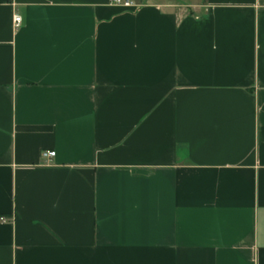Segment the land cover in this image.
I'll use <instances>...</instances> for the list:
<instances>
[{
	"label": "crops",
	"instance_id": "1",
	"mask_svg": "<svg viewBox=\"0 0 264 264\" xmlns=\"http://www.w3.org/2000/svg\"><path fill=\"white\" fill-rule=\"evenodd\" d=\"M138 1L0 0V264H264V0Z\"/></svg>",
	"mask_w": 264,
	"mask_h": 264
},
{
	"label": "built area",
	"instance_id": "2",
	"mask_svg": "<svg viewBox=\"0 0 264 264\" xmlns=\"http://www.w3.org/2000/svg\"><path fill=\"white\" fill-rule=\"evenodd\" d=\"M109 3L113 4V5H119V6H122L123 8H127V9L136 8L140 5L138 0H109ZM21 23H22L21 15L18 13H15L13 15L14 26L18 27ZM54 154H55V152L53 150H42L41 151V155L43 157H46V158L52 157ZM0 221L5 222V221H7V218L4 217L3 215H0Z\"/></svg>",
	"mask_w": 264,
	"mask_h": 264
},
{
	"label": "rangeland",
	"instance_id": "3",
	"mask_svg": "<svg viewBox=\"0 0 264 264\" xmlns=\"http://www.w3.org/2000/svg\"><path fill=\"white\" fill-rule=\"evenodd\" d=\"M150 1H155V0H150ZM161 1H163V2H175L176 0H161ZM184 1H192V0H184Z\"/></svg>",
	"mask_w": 264,
	"mask_h": 264
}]
</instances>
